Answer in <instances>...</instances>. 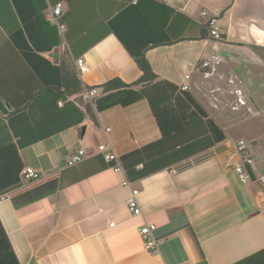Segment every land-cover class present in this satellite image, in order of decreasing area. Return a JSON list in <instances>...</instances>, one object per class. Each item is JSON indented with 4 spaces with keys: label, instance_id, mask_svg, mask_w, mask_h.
Segmentation results:
<instances>
[{
    "label": "crops",
    "instance_id": "obj_1",
    "mask_svg": "<svg viewBox=\"0 0 264 264\" xmlns=\"http://www.w3.org/2000/svg\"><path fill=\"white\" fill-rule=\"evenodd\" d=\"M44 1L42 18L30 20L31 37L42 47L54 46L39 55L75 73V61L83 58L89 72L76 73L79 93L55 100L62 92L57 74L44 69L43 83L31 72L11 40L20 44L23 39L17 33L20 19L11 0H0V127L9 129L0 132V152H9L2 141L11 136L21 171L30 167L44 175L23 183L20 171L16 184L0 191V223L19 264H264V102L259 95L264 61L252 49L264 47V0H61L63 29L48 22L51 3ZM26 9L21 8L25 15ZM126 10L121 26L127 39L154 34L172 41L192 39L151 48L145 55L158 80L176 86L178 94L189 93L207 114L203 121L210 119L224 136L213 144L203 138L202 148L167 159L163 168L141 177L136 175L143 165L157 164L163 155L161 145L153 146L162 135L148 101L95 110L105 83L119 79L130 85L142 74L108 26ZM211 18L221 39L196 40L202 30L208 35ZM213 51L228 69L221 83L229 93L239 90L245 101L239 105L235 97L231 112L216 95L227 96L222 85L209 87L210 102L202 91L219 65L202 70L199 61ZM182 85L188 90L181 91ZM92 87L98 96L83 100ZM15 109L22 118L11 117ZM12 121L19 138L11 133ZM188 131L187 138L198 130ZM20 139L27 144L20 146ZM240 140L252 159L245 165L246 183L235 172ZM103 143L123 159L130 187H123L121 177L97 154ZM79 148L87 159L67 167V157ZM138 150L140 155L127 158ZM132 189L138 191L139 216L127 207ZM148 223L156 227L157 255L143 249L139 235Z\"/></svg>",
    "mask_w": 264,
    "mask_h": 264
},
{
    "label": "trees",
    "instance_id": "obj_2",
    "mask_svg": "<svg viewBox=\"0 0 264 264\" xmlns=\"http://www.w3.org/2000/svg\"><path fill=\"white\" fill-rule=\"evenodd\" d=\"M49 1L51 6H54L57 3H60L61 0ZM11 3L15 8L22 25V29L17 33L19 36L23 37V39H20V44H17V38L15 37L11 40L20 51L24 62L31 72L43 83L46 82L43 72L44 69H48L57 74V88L62 89V92L56 93L55 100L79 93L81 90V83L78 80L75 71L66 69V72H63L61 67L52 66L46 59L39 55V53L53 48L54 44L51 43L46 47H42L37 43L36 39L31 37L30 20L32 19V16L37 19L42 18L41 12L45 9L46 2L44 0H11ZM22 7L27 8V15L21 10ZM134 8H136V6L130 7V9ZM126 14L127 10L118 14L115 18L109 21L108 26L110 31L124 46L142 74L136 82L130 85L122 83L119 79H113L105 83L102 86L103 95L95 100V110L100 112L115 105L128 106L141 99H146L148 101L162 135L161 139L153 146L161 145L163 148V155H159L160 157L157 164L147 163L143 165L142 170L137 172L136 175L141 177L163 168V166L168 164L167 159L171 162L172 160L182 159L192 154V152L198 148H202L200 146L203 138L207 137L208 144H213L222 140L224 136L220 129L210 119L203 121V118H207V114L189 93L185 92L178 94L176 92V86L167 81L158 80V76L153 72L145 55L146 51L151 48L169 46L175 42L192 39L172 41L164 34L158 38H155L154 34L153 36H148L147 39H141L139 37L127 39L128 37L123 36V28L121 26L122 19ZM207 36V31L202 30L196 40L205 39ZM40 44H42V41H40ZM55 45H58V42H56ZM252 49L264 61V47L260 48L253 46ZM134 86H140L141 88L139 91H134L132 89ZM63 110L64 109L59 111L63 112ZM20 113V111L15 109L10 115L11 117L19 116L22 118ZM87 113L95 122L96 119L94 113L88 108ZM190 128L198 131L192 132L189 138H187V134L189 133L188 130H190ZM10 130L12 131L11 133L13 136L17 138L19 133L15 130L13 121L10 122ZM1 131L2 133L8 132L9 129L6 126H2L0 127V132ZM6 141V148L8 147L9 152H7V150L0 152V191L16 184L19 172L22 169V163L16 155L11 136H9L7 140H3L2 144ZM24 144H27V141L25 139H20V146H23ZM141 152V150L132 152L127 158L140 155ZM125 157L124 161L126 159ZM122 160L123 159H121V161ZM171 162H169V164ZM2 163H5L4 166ZM0 264H19L1 223Z\"/></svg>",
    "mask_w": 264,
    "mask_h": 264
},
{
    "label": "built area",
    "instance_id": "obj_3",
    "mask_svg": "<svg viewBox=\"0 0 264 264\" xmlns=\"http://www.w3.org/2000/svg\"><path fill=\"white\" fill-rule=\"evenodd\" d=\"M63 3H57L54 6H49L47 10L46 19L52 25L58 27V29H63L64 26L60 24V20L64 13ZM204 14V13H203ZM217 20L215 18H211L209 20V30H208V38L212 41H219L221 39L218 27L216 26ZM222 60L216 54L215 51L211 52L209 55L205 56L199 61L200 68L202 70H211L213 71L217 65H219ZM76 73L79 77L86 75L89 72V68L86 65V62L83 58H79L75 61ZM205 75H208L206 73ZM186 79H189V75L185 76ZM231 82V81H230ZM181 91L188 90V85H182L180 88ZM238 96L237 103L239 105H245L241 92L236 90L235 92ZM98 96V89L92 87L89 91H87L83 96V100L90 101ZM106 131H109L106 129ZM97 154L101 155L103 160L111 165L113 172L121 177L120 184L123 187H130V182L126 179L123 167L121 165L120 156L114 151L112 145L110 143H103L97 146ZM236 151L241 157V162L236 165L235 172L242 183H246L249 178L247 176V172L245 169V165H251L252 159L246 153V145L244 141H238L236 143ZM85 159H87V153L84 149L79 148L72 151L66 159L67 167H74L80 163H82ZM137 168H140L137 167ZM44 178V175L41 171L32 169L30 167H25L20 173V180L23 183H32L38 182ZM138 191L136 189L131 190V196L127 201V207L131 215L139 216L141 215V209L137 202ZM4 196H0V200H3ZM262 203L264 206V197L262 198ZM263 218H264V209H263ZM113 226V223L109 224ZM156 227L154 224H145L139 230V235L142 240L143 249L150 254L157 255L159 253V242L154 237V232Z\"/></svg>",
    "mask_w": 264,
    "mask_h": 264
},
{
    "label": "rangeland",
    "instance_id": "obj_4",
    "mask_svg": "<svg viewBox=\"0 0 264 264\" xmlns=\"http://www.w3.org/2000/svg\"><path fill=\"white\" fill-rule=\"evenodd\" d=\"M227 67H224V66H222V65H219V68H218V70H217V74L219 73L220 75H217V74H215V76H213V77H209L208 78V80H206L205 82H208V84H210V85H207L206 87L207 88H203L202 89V91L206 94L205 95V98L207 99V100H209V102H210V100L212 99L213 100V98H212V96L210 95V97L209 96H207L208 95V90L210 89V88H212V86H214V87H216V86H218V85H222V88H223V90H227V87L224 85V84H222L221 83V81H222V79H221V75H224V74H227L228 73V69H226ZM227 83V82H226ZM230 83H232V81L230 82ZM233 86V85H232ZM210 87V88H209ZM213 87V88H214ZM237 90V89H236ZM236 90H234V92L233 93H229V91H228V93L226 94L227 96H224V95H222L221 96V93H219V91L217 92L216 91V95H218L217 97H218V99L219 100H222V102H225L226 104H227V107H226V109H228V110H230V112H231V110L232 109H235L236 108V106H235V97H237V94L235 93L236 92ZM262 91L263 92H261V93H259V95H260V97L263 99V102H264V88L262 89ZM219 95H220V98H219ZM241 95H242V93H241ZM256 96V95H255ZM238 98V97H237ZM237 98H236V101H237ZM247 97H245V99H246ZM257 99H259V98H257ZM245 102V101H244ZM223 104V103H222Z\"/></svg>",
    "mask_w": 264,
    "mask_h": 264
},
{
    "label": "water",
    "instance_id": "obj_5",
    "mask_svg": "<svg viewBox=\"0 0 264 264\" xmlns=\"http://www.w3.org/2000/svg\"><path fill=\"white\" fill-rule=\"evenodd\" d=\"M84 130V129H83Z\"/></svg>",
    "mask_w": 264,
    "mask_h": 264
}]
</instances>
